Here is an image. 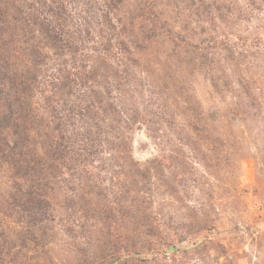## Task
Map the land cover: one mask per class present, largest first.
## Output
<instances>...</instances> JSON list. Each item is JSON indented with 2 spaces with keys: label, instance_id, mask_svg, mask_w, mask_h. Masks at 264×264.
<instances>
[{
  "label": "rangeland",
  "instance_id": "374dc122",
  "mask_svg": "<svg viewBox=\"0 0 264 264\" xmlns=\"http://www.w3.org/2000/svg\"><path fill=\"white\" fill-rule=\"evenodd\" d=\"M28 1L78 46L28 96L70 149L0 157V264H264V0Z\"/></svg>",
  "mask_w": 264,
  "mask_h": 264
},
{
  "label": "trees",
  "instance_id": "16d2710c",
  "mask_svg": "<svg viewBox=\"0 0 264 264\" xmlns=\"http://www.w3.org/2000/svg\"><path fill=\"white\" fill-rule=\"evenodd\" d=\"M61 21L59 17H53V21L46 17L41 2L0 0V157H10L14 170L22 178L30 175L38 183L49 178L53 171H59L58 164L69 148L50 137L53 132L50 117L40 116L28 97L42 68L45 70L51 59L48 52L59 56L56 53L78 50L76 43L61 29ZM21 56L26 59L20 60ZM69 79L70 74L64 67L58 69L53 89L66 90ZM45 107V111L54 108L49 99ZM58 127L56 124L55 128ZM35 135H43L44 144L39 147L41 152L31 158L37 151ZM34 162L35 168L31 167ZM103 258L109 257L98 259Z\"/></svg>",
  "mask_w": 264,
  "mask_h": 264
}]
</instances>
